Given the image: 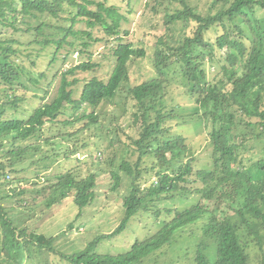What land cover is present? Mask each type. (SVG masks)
Instances as JSON below:
<instances>
[{"label": "trees", "instance_id": "1", "mask_svg": "<svg viewBox=\"0 0 264 264\" xmlns=\"http://www.w3.org/2000/svg\"><path fill=\"white\" fill-rule=\"evenodd\" d=\"M227 1L229 5L225 9L205 16L182 0L184 8L167 15L168 24L195 21V32L185 36L176 46L161 38L155 51L158 77L136 85L130 91L138 101L135 120L141 121V136L135 142L141 155L149 153L156 162L154 159L145 178H142L143 169L140 168L141 157L135 167L128 161L120 165L130 180L123 220L111 234L98 236L83 250L68 256L72 264H143L146 257L176 241L194 224H199L203 232L195 250L194 264H250L247 244L239 230L241 223L257 236L262 246L264 156L247 164L242 149L250 140L264 136V29L260 23L262 19L258 17V13L264 14V0ZM52 18L69 23L54 25L50 22ZM124 18L119 6L107 4L105 0H0V95L2 90L8 95L16 85H23L21 78L26 72L13 58L17 53L12 44L14 39L3 37L4 27L46 35L32 42L42 48L55 46L53 59L67 44L75 45L69 39L71 36L88 47L87 38L97 40L93 37V29L97 26L119 41L114 48L116 61L108 80L93 76L84 83L79 99L74 98L78 79L70 80L68 75L93 70L99 63L84 61L64 71L55 96L35 108L28 119L3 118L8 108L16 106L19 97L10 99L7 96L0 101V178L7 175L8 169L14 171L15 159L29 148L21 149L16 142L40 137L48 122L63 115H75L83 104L96 105L116 95L129 78L131 59L146 55L144 48L124 42L120 30ZM79 23H85L86 29H76ZM217 25L222 27L223 33L216 42H211L206 32ZM45 28L52 30L46 33ZM218 48L228 50L229 55L221 64L223 76L212 82L205 64L208 58L213 59ZM171 63L180 64L188 93L197 104L194 112L205 123L212 146L211 167L198 170L195 180L189 179L193 173L191 161L180 165L177 171H167L174 161L186 154L188 146L185 137L171 135L170 128L165 127L166 122L175 117L174 113L162 109L154 111V100L166 92L165 78ZM29 79L39 83L38 78L29 76ZM89 117L92 123L98 121L94 114ZM70 121L63 123H73ZM156 169L157 183L151 182L144 189ZM98 176L97 171L81 176L78 171L69 170L58 175L50 188L62 199L73 196L76 205L83 208L95 198ZM111 176L114 180L112 189L116 190L123 178L116 170L111 171ZM190 182H199L202 186L189 187L186 184ZM195 192L200 194L199 200L184 210L158 209L157 217L165 211L168 214L162 219L161 227L147 239L136 240L129 251L118 255L94 251L102 238L120 233L141 208L148 206V201L176 195L186 197ZM13 222L10 210L0 203V264H21L35 246L45 248L49 242L46 235L15 226Z\"/></svg>", "mask_w": 264, "mask_h": 264}, {"label": "rangeland", "instance_id": "2", "mask_svg": "<svg viewBox=\"0 0 264 264\" xmlns=\"http://www.w3.org/2000/svg\"><path fill=\"white\" fill-rule=\"evenodd\" d=\"M185 1L205 16L215 15L229 5L227 0ZM105 2L119 6L124 14L120 28L124 42H132L134 47L144 48L146 55L131 59L129 78L123 82L112 99L102 100L96 105L83 104L75 115H63L56 121L48 122L40 137L16 142L21 149L27 146L29 148L21 157L15 159L14 171L8 169L7 175L0 178V203L10 210L15 226L27 227L30 231L44 234L49 241L45 248L35 246L27 253L30 254L28 257L26 254L21 264H72L68 256L80 252L98 236L111 234L123 220L124 200L130 192V180L120 169V165L128 161L135 167L141 157L140 168L143 169L142 178H145L154 159L156 162V158L149 153L141 155L135 142L141 136V121L135 120L138 101L130 91L134 86L158 77L155 51L159 40L162 38L170 45H179L185 36L194 34L197 23L193 20L170 24L166 22L167 15L184 8L182 0ZM258 17H261L260 23L264 29V14L258 13ZM50 22L54 25L69 23L56 18H52ZM75 28L85 30L86 26L85 23H79ZM45 30L47 33L52 29ZM222 33V27L217 25L206 32V37L211 42H216ZM3 37L14 39L12 44L17 53L13 58L26 69L21 78L23 85H16L14 90H9L8 95L4 90L1 91L0 101L7 96L10 99L19 97L16 106L8 108L3 118L23 119H28L35 108L52 100L63 72L75 65L84 61L99 63L93 70H81L74 75H68L70 80L78 79L74 86L75 99L80 98L84 83L93 76L107 81L116 61L114 48L119 42L116 37L110 36L105 29L97 26L93 29V37L97 40L87 38L90 42L88 47L84 46L82 40L71 36L69 39L75 45L67 44L53 59L55 46L42 48L40 44L32 42L35 38L46 37L39 35L37 31L25 33L4 27ZM163 48L166 49L165 46ZM228 55V50L218 48L215 55H212L213 59L208 58L205 67L209 80L215 82L223 76L221 64L222 61H227ZM179 69L180 64L171 63L165 78L168 84L166 92L164 96L154 100V111L162 109L174 113L175 117L169 119L165 127L170 128L171 135L185 137L188 146L186 154L174 161L167 171H177L180 165L191 161L193 173L189 179L195 180L198 170L211 167L212 146L205 123L194 112L197 104L189 95L187 80ZM28 75L38 78L39 83L32 82ZM91 114L98 117L97 122H90ZM66 120L73 123H63ZM242 152L247 164L262 158L264 136L250 140ZM69 170H76L81 176L92 171L99 173L95 198L86 207L77 206L73 196L64 199L55 196L50 188L57 181L58 175ZM112 170L120 172L123 178L116 190L112 189ZM156 171L157 169L152 172L153 178L144 184V189L151 182L154 185L157 183ZM186 185L202 186L199 182ZM199 198L200 194L195 192L187 194L186 197L176 195L148 201V206L141 208L120 233L102 238L94 251L108 255L129 251L136 240L147 239L161 227L162 219L168 214L165 211L157 217L158 209L184 210ZM55 200L57 201L54 202ZM239 230L247 244L250 264H264V242L261 246L257 236L243 223ZM260 231L264 233V228ZM202 233L199 224L190 226L176 241L146 257L143 264H194L195 250L202 239Z\"/></svg>", "mask_w": 264, "mask_h": 264}]
</instances>
